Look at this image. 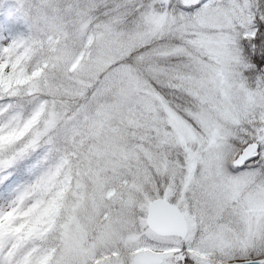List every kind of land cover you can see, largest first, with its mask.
Masks as SVG:
<instances>
[{"label":"snow or ice","instance_id":"obj_1","mask_svg":"<svg viewBox=\"0 0 264 264\" xmlns=\"http://www.w3.org/2000/svg\"><path fill=\"white\" fill-rule=\"evenodd\" d=\"M0 264H264V0H0Z\"/></svg>","mask_w":264,"mask_h":264}]
</instances>
